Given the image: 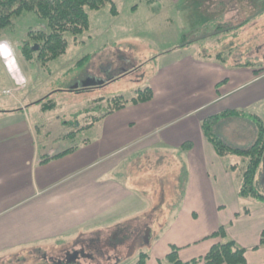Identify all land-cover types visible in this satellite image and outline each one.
<instances>
[{
    "label": "crops",
    "instance_id": "crops-1",
    "mask_svg": "<svg viewBox=\"0 0 264 264\" xmlns=\"http://www.w3.org/2000/svg\"><path fill=\"white\" fill-rule=\"evenodd\" d=\"M180 1L146 0L145 22L172 24V17L167 13L174 11ZM222 3L219 2L220 6ZM230 7L235 9L227 13L216 9L209 22L223 17L224 21L231 17L234 18H230L231 21L237 22L244 11L234 1ZM117 11L111 22L116 30L111 31L117 40L114 45L129 35L138 38L136 32L141 29V23L119 22L122 11ZM127 11L130 17H135L139 5L126 8ZM155 28L157 30L158 25ZM239 31L242 30L234 32ZM222 33L219 29L217 33L208 34L203 41L205 46L212 48V41L221 39ZM255 38H258L257 33ZM106 48L97 50L103 52ZM119 49L121 63L118 66L114 60L101 61L99 75H89L86 79L103 86L106 79L114 83L135 71L138 67L128 69L126 53L129 52L124 47ZM192 49L193 46H187L153 57V61H149L153 67L145 73L148 76L143 74L138 83L151 89L152 99L127 105L104 117L99 115L85 125L88 127H78L77 131L88 134L68 149L37 144L26 113H0V263L19 256L24 248L55 245L67 252L66 246L60 245V239L94 236L96 228L125 216L131 218L134 213L143 218L118 223L114 227L116 236L125 224L134 221H139L146 229L149 214L138 212L148 203L149 211L165 207L167 212L174 213L168 227L162 226L164 220L157 219L161 234L156 236L151 248L160 249V255L154 264L168 254L171 246L179 249L182 262L204 256L219 242L209 236L220 226L226 229L228 238L246 251L244 264H264V247L253 250L259 246L264 231V205L257 202L248 208L249 214L242 213V208L247 207L242 206L243 199L237 196L239 187L233 177L238 165L225 162V158L231 156L219 157L201 130L206 118L223 112L249 114L246 111L250 110V115L260 118L264 112V67L258 69L242 63L228 65L211 55L204 57L194 53ZM107 52L104 54H111ZM131 55L136 57V54ZM16 69L19 71L17 66ZM140 89L136 85L132 97ZM232 119L247 120L239 116L221 119L214 126L215 135L232 148L248 147L256 137L250 121L252 129L249 126L250 134L244 139L228 138L220 131V125ZM72 148V152L53 158ZM136 164L141 165L138 173H130L129 167ZM144 167L148 176L153 171L160 174L167 168L168 174L160 175L166 177L169 187H154L158 188L157 204L152 202L153 194L148 198L140 193L143 192L140 183L146 180ZM163 182L164 179L158 184ZM167 196L175 201L171 199L166 203ZM90 241L93 244L94 239ZM83 248L80 242L77 248L73 245L66 257L79 255L86 251ZM42 252L43 249L38 254ZM60 255L41 257L44 262L68 263L66 257ZM74 261L70 264L79 263L77 258Z\"/></svg>",
    "mask_w": 264,
    "mask_h": 264
},
{
    "label": "rangeland",
    "instance_id": "rangeland-1",
    "mask_svg": "<svg viewBox=\"0 0 264 264\" xmlns=\"http://www.w3.org/2000/svg\"><path fill=\"white\" fill-rule=\"evenodd\" d=\"M145 1L113 0L116 8L122 11L119 22L136 20L141 23V29L136 32L139 34L138 38L129 35L119 40V44L114 45L117 40L111 33L115 30V27L114 23H111L113 17L109 11L110 6L107 5L99 12L87 9L90 19L89 30L77 36L75 40L72 35L66 34L65 39L68 44L66 53L48 62L41 60L36 42L28 35L30 31L43 29L45 26L43 22L29 12L13 18L10 27L3 31L0 41H4L8 47H6L7 55L12 58V66L15 65L19 69L16 72L19 87L12 78L13 75L8 73L5 66H9V63L5 62L3 59L5 57L0 51V113L6 111L26 113L29 124L35 131L37 144L39 142L42 146H52L58 150L68 149L79 143L88 134L85 131H77L78 127H87L85 125L91 123L95 117L105 113L109 109L108 101L113 97L122 96L128 100L134 95L136 85L141 89L145 88L146 85L142 86V83L139 85L138 83L142 80L141 76L153 67L150 65L153 61L151 59L167 51L193 46L194 53L201 56L209 54L214 57L221 53L222 60L228 65L238 63L245 65L247 63L258 69L264 67V0H181L174 11L167 13L172 17V24H166L162 21H160L161 24L146 23L145 13L148 8L145 6ZM220 1L224 2L221 6ZM233 1L236 4L238 3L239 8L241 6L244 11L243 14H240L241 17L237 22H234V18L231 17L225 19L226 21L223 20V17L220 20L216 18L213 23L209 22L210 19L214 18L213 14L216 9H222L226 13L231 11V8L234 10V7H230ZM134 4L139 5V11L135 17H130L129 12H125V9ZM225 4L226 7L224 8ZM227 15L229 16V14ZM230 18L233 20L231 21ZM244 21H246V25L240 29L242 31L232 34L227 33V35L222 34L221 39L212 41L210 45L212 48L205 46L203 42L205 37L208 34L217 33L219 31L216 29L217 26L222 25L223 30H225L226 27L232 28ZM131 24L128 23L129 26ZM156 25H158L157 30ZM256 33L258 38H255ZM25 45L33 51L32 61L28 62L24 59L22 49ZM104 46L108 47L106 48L108 50L107 54H111H104L107 50L98 52L97 49L102 50ZM120 47L126 48L129 52L126 53L128 69H131V67L138 68L128 75L118 78L114 83L106 79V84L103 86L87 85L89 79H86V77L94 74L99 75L98 71L102 69L100 66L101 61L110 60L113 62L112 60H114L115 66L121 63V55L118 53ZM131 53L136 54V57L132 56ZM84 57H88V59L83 65L77 66V62ZM149 61L151 62L149 63ZM115 68L117 69V67ZM115 75L119 74L116 73ZM143 83H145V79ZM50 103L53 104L52 108L47 107V104ZM246 112L250 114V110ZM261 113L260 119L264 124V112ZM247 120L232 119L225 121L220 125V131L225 137L244 139L246 138L245 135L250 134L249 130L251 128V124ZM72 135H76V137L71 138ZM225 162L238 165L233 177L237 187H240L246 160L243 157L231 156L229 159L225 158ZM140 167V164L130 166V173L133 171L134 174L138 173ZM146 170L147 168L144 167L143 175L146 180L140 183L141 189H143V192L140 193L142 197L145 195L148 198L149 195L153 194L152 202L155 204L158 199V188H154L155 185L169 187L165 182L166 177L161 176L168 174L167 168L160 171L161 175L159 173L155 174L153 171L148 176L144 172ZM263 174L264 168L261 167L255 178L254 187L259 194L264 196ZM162 179H164L163 184H158ZM171 199L175 201V199L167 196L166 203H169ZM241 204L243 207L252 208L257 204V201L252 197H248L241 200ZM149 210L150 207L147 203V206H144L138 212L145 211L149 214L146 219L149 225L146 226V229L139 221H134L131 224H125L120 234L116 236L114 227L118 223L120 225L123 220L130 221L139 217L143 218L140 216L141 214L134 213L135 215L133 214L134 216L132 215L131 218H125V216L96 228L98 231L93 232L94 236L80 239H76L74 236L67 239L62 238L60 239L62 240L60 245H65L68 249L67 252L73 245L74 248H77L79 242L84 248L86 247V251L82 252L90 256H88L89 258L79 259V264H136L141 253L148 255L145 264H154L158 258L157 255H160V249L155 248L154 250L151 248L155 243V239L161 234L156 223L157 219L164 220L162 226L168 227L173 220L174 213L170 214L165 207L162 210L160 208L154 211ZM82 234H85V232ZM147 234L150 236L149 238H147ZM93 239V244H90V240ZM76 240L78 243H75ZM49 246L43 245L40 248L32 249L24 248L20 251L19 256L9 258V260L0 264H56L49 260L44 262L41 256L52 257L59 254H61L60 256L64 255V258L67 256L66 250L62 251V247ZM41 249H43V252L42 255H39Z\"/></svg>",
    "mask_w": 264,
    "mask_h": 264
},
{
    "label": "trees",
    "instance_id": "trees-1",
    "mask_svg": "<svg viewBox=\"0 0 264 264\" xmlns=\"http://www.w3.org/2000/svg\"><path fill=\"white\" fill-rule=\"evenodd\" d=\"M107 5L110 6L111 16H116L118 11L113 0H0V37L3 31L10 27L13 18L25 12L33 13L45 26L41 30L30 31L28 35L36 42L41 60L44 62L52 61L66 53L68 45L65 39L66 34L72 35L75 40L77 36L89 30L90 19L87 9L99 12ZM245 25L246 21L232 28L226 27L225 30L222 26H217L216 29H221L222 34L227 35V33H235L234 31L242 29ZM22 53L26 61L33 60V51L26 45L23 47ZM204 57H210V55ZM87 59L88 57L82 58L77 62V66L83 65ZM214 59L224 62L221 53L215 55ZM249 65L246 63L243 66ZM151 99L152 91L149 87L138 90L136 95L128 100L122 96L113 97L108 101L109 109L103 113V117L121 110L127 105L147 103ZM52 106L51 103L47 104L48 108H52ZM234 116L247 118L255 128L256 137L254 142L246 148H232L214 133V126L218 121ZM201 130L206 141L214 148L219 157L239 156L246 160V167L242 173V185L237 191V196L240 199L252 197L258 203L264 205V196L259 194L254 187L255 178L262 167L264 158V124L262 120L254 115L229 111L206 118L201 123ZM72 150L73 148L60 152L53 158L62 157L72 152ZM242 213L249 214L250 209L242 208ZM209 238L218 239L219 242L214 244L204 256L182 262L178 256L179 249L171 246L168 254L162 260L157 261V264L245 263L244 255L246 251L228 238L226 229L223 226H220ZM261 246L264 247V231L260 235L259 246L253 250ZM147 258V254L141 253L136 264H145Z\"/></svg>",
    "mask_w": 264,
    "mask_h": 264
},
{
    "label": "bare ground",
    "instance_id": "bare-ground-1",
    "mask_svg": "<svg viewBox=\"0 0 264 264\" xmlns=\"http://www.w3.org/2000/svg\"><path fill=\"white\" fill-rule=\"evenodd\" d=\"M6 47H7L6 45L5 46L4 45L1 46V48H0L1 54L5 57L4 59L6 60V62L9 63V69L14 68L13 71L15 70L14 72L16 74V71H17L16 66L15 65L12 66V58L10 57V55H7ZM10 61H11V63H10Z\"/></svg>",
    "mask_w": 264,
    "mask_h": 264
},
{
    "label": "flooded vegetation",
    "instance_id": "flooded-vegetation-1",
    "mask_svg": "<svg viewBox=\"0 0 264 264\" xmlns=\"http://www.w3.org/2000/svg\"><path fill=\"white\" fill-rule=\"evenodd\" d=\"M263 179H264V174H263ZM84 250H86V247L85 248H83ZM88 256H90V255H85V254H83V252L82 253H80L79 255H76V254H70V255H68V257H66V262H68L69 264L70 263H72V262H75L74 260L77 258V259H80L81 257L82 258H89ZM65 262V263H66ZM68 263H66V264H68ZM77 264H79V263H77Z\"/></svg>",
    "mask_w": 264,
    "mask_h": 264
},
{
    "label": "water",
    "instance_id": "water-1",
    "mask_svg": "<svg viewBox=\"0 0 264 264\" xmlns=\"http://www.w3.org/2000/svg\"><path fill=\"white\" fill-rule=\"evenodd\" d=\"M87 85H90V86H96L97 84H96V82H88V84ZM262 165H263V167H264V158H263V163H262Z\"/></svg>",
    "mask_w": 264,
    "mask_h": 264
},
{
    "label": "built area",
    "instance_id": "built-area-1",
    "mask_svg": "<svg viewBox=\"0 0 264 264\" xmlns=\"http://www.w3.org/2000/svg\"><path fill=\"white\" fill-rule=\"evenodd\" d=\"M19 84V83H18Z\"/></svg>",
    "mask_w": 264,
    "mask_h": 264
}]
</instances>
